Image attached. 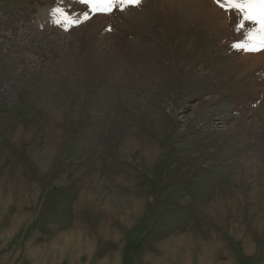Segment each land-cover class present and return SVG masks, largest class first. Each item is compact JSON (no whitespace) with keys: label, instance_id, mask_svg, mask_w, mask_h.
Masks as SVG:
<instances>
[{"label":"rangeland","instance_id":"rangeland-1","mask_svg":"<svg viewBox=\"0 0 264 264\" xmlns=\"http://www.w3.org/2000/svg\"><path fill=\"white\" fill-rule=\"evenodd\" d=\"M236 20L0 0V264H264V50Z\"/></svg>","mask_w":264,"mask_h":264},{"label":"snow or ice","instance_id":"snow-or-ice-1","mask_svg":"<svg viewBox=\"0 0 264 264\" xmlns=\"http://www.w3.org/2000/svg\"><path fill=\"white\" fill-rule=\"evenodd\" d=\"M122 3L129 6H138L141 0H79V3L89 5L91 3ZM215 2L226 12L237 16L235 30L241 33L244 39L234 42L231 47L245 53L264 50V0H215ZM113 11H124V8H113ZM88 12L85 11L84 15ZM104 14H110L105 12ZM255 25L259 31L253 33L248 25ZM78 26V25H75ZM111 30V29H109Z\"/></svg>","mask_w":264,"mask_h":264},{"label":"bare ground","instance_id":"bare-ground-1","mask_svg":"<svg viewBox=\"0 0 264 264\" xmlns=\"http://www.w3.org/2000/svg\"><path fill=\"white\" fill-rule=\"evenodd\" d=\"M159 3V2H158ZM156 6V5H155ZM158 6V5H157ZM160 9V7H159ZM158 11V10H156ZM184 11V10H183ZM186 11V10H185ZM170 14L162 16L160 19L157 18V22L161 23V24H166L165 27L169 28L173 27L174 25L179 24L180 26H183L184 28H186L190 23L192 24V26H197L199 24H206L208 23V19L209 18H214L213 16H209L206 12H203L202 10H200V14L204 15H199V16H194L192 14V10L190 11V16H188L186 19H184L183 17L181 18L179 14H177L175 11H173L172 9L169 10ZM187 12V11H186ZM184 13V12H183ZM189 13V12H188ZM210 13V12H209ZM185 14H183L184 16ZM159 16V15H158ZM207 18V19H206ZM177 21H179L180 23H178ZM144 24V23H143ZM183 30V29H182ZM155 92V91H154ZM158 102V101H157Z\"/></svg>","mask_w":264,"mask_h":264}]
</instances>
